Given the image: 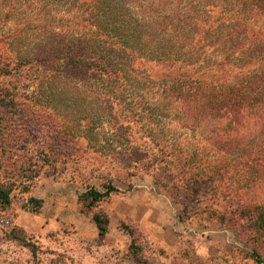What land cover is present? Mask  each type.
I'll return each instance as SVG.
<instances>
[{"label": "trees", "instance_id": "16d2710c", "mask_svg": "<svg viewBox=\"0 0 264 264\" xmlns=\"http://www.w3.org/2000/svg\"><path fill=\"white\" fill-rule=\"evenodd\" d=\"M260 21L264 0H0V126L13 125L16 115L29 134L45 139L52 158L69 155L70 145L83 141L110 151L121 166L149 172L174 158L172 177L155 182L181 203L183 221L203 199L231 197L217 192L215 182L239 172L242 162L227 157L264 159ZM146 63L159 71L152 73ZM164 120L190 130L210 128L207 138L221 158L208 172L198 170L163 140ZM250 125L253 133L239 132ZM118 139L132 144L116 151L110 141ZM83 183L78 211L91 214L104 235L108 218L94 208L116 188L109 182L100 191L88 178ZM10 192L0 186V207L11 203ZM234 198L236 205L216 217L226 225L246 219L245 251L255 258L264 202ZM29 200L38 208L40 200ZM124 230L141 261L132 230Z\"/></svg>", "mask_w": 264, "mask_h": 264}, {"label": "rangeland", "instance_id": "374dc122", "mask_svg": "<svg viewBox=\"0 0 264 264\" xmlns=\"http://www.w3.org/2000/svg\"><path fill=\"white\" fill-rule=\"evenodd\" d=\"M257 24V29L264 31V21ZM9 27L2 29L5 32ZM146 66L154 74L160 69L149 63ZM11 118L13 125L7 122L5 130L0 126V186L11 188V203L0 207V264H264L261 230L255 236L258 256L254 258L245 251V240L250 237L246 219L235 218L226 225L216 217L219 211L236 205L234 197L264 202V159L227 157L242 162L238 163L239 172L215 181L217 192L231 197H207L196 205L197 212L189 209V217L182 221L178 217L181 203L155 182L159 176L164 183L160 175L172 177L174 158L162 161L154 172L128 168L110 159V151L86 141L70 145L69 155L52 158L44 149L45 139L38 134H45L44 130L33 137L35 133L29 134L17 123L16 115ZM166 122L159 128L163 140L166 138L183 157L193 159L198 170L208 172L221 158L207 138L210 128L190 130ZM248 131L253 133L254 127L239 130ZM120 142L111 140V148L118 151L132 144ZM84 178L100 191L109 182L116 188L94 208L108 218L104 235L98 234L91 214L78 211L79 194L86 190ZM30 198L40 200L38 208L32 206ZM209 209L216 213L211 216ZM125 226L133 232L141 261L130 251L132 236Z\"/></svg>", "mask_w": 264, "mask_h": 264}]
</instances>
